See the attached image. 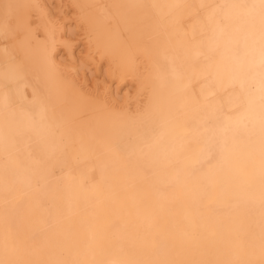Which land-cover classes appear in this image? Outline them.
<instances>
[{"label": "bare ground", "instance_id": "bare-ground-1", "mask_svg": "<svg viewBox=\"0 0 264 264\" xmlns=\"http://www.w3.org/2000/svg\"><path fill=\"white\" fill-rule=\"evenodd\" d=\"M33 2L77 47L51 80L35 58L22 78L13 67L9 101L0 52V254L8 240L27 259L258 256L259 181L242 183L259 174L258 32L201 7L230 0ZM130 23L143 26L135 71L106 50L131 43Z\"/></svg>", "mask_w": 264, "mask_h": 264}, {"label": "snow or ice", "instance_id": "snow-or-ice-1", "mask_svg": "<svg viewBox=\"0 0 264 264\" xmlns=\"http://www.w3.org/2000/svg\"><path fill=\"white\" fill-rule=\"evenodd\" d=\"M42 5L27 0V2H18V0H0V37L6 42L11 41L13 49L22 48L24 55L17 58L9 53L8 47L0 49L3 53L5 72L3 77V87L5 89L3 97L6 101L11 99L15 93H10L9 89L14 83L10 75V70L15 67L17 79L22 78L21 68L29 58H35L39 70L44 73L49 80L56 77L55 61L75 60V49L77 47L70 39L66 38V33L58 31L56 25L47 17V13H41ZM129 8L146 7L143 5H128ZM155 7V5H152ZM212 11V18L218 25L228 21H239L248 29L258 32V43L261 52L260 77L261 87L258 102L251 99L248 102L247 111L258 122V130L255 133L259 140V159L255 161L259 174L258 177L251 173H244L242 183L244 186H251L255 179L259 181L260 187V207H261V245L259 255H253L251 258L229 259L213 258L208 259H175L158 258L145 260L134 256H126L121 253H105L100 251V258H96L95 249L91 258L80 257L75 259H27L21 258L17 253L14 245L6 240L3 253L0 254V264H264V0H230L223 4L208 5ZM63 14L61 13V16ZM125 32L128 34L131 43H124L119 38H113L109 41L107 51L115 54L118 49L122 48V59L128 65L130 70L135 71L137 53L143 36V26L136 23H130ZM97 42L100 35L96 34ZM178 93L182 90L181 84L175 85ZM152 98H149L151 105ZM34 109H42L43 105L35 104ZM134 119V118H133ZM123 147L121 144L117 145ZM210 154L213 160L224 157L222 150L216 146H211ZM195 175V173H193ZM166 238L167 235H166ZM179 244V242H177ZM57 248V245H53ZM182 249V246H181ZM70 252V250H68ZM236 251L241 256H246L242 248L237 247ZM32 255V253H29Z\"/></svg>", "mask_w": 264, "mask_h": 264}]
</instances>
